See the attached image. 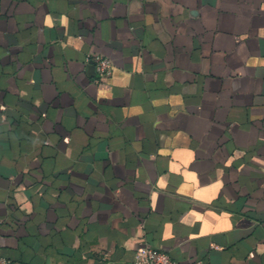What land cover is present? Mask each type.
<instances>
[{
  "label": "crops",
  "instance_id": "obj_1",
  "mask_svg": "<svg viewBox=\"0 0 264 264\" xmlns=\"http://www.w3.org/2000/svg\"><path fill=\"white\" fill-rule=\"evenodd\" d=\"M0 243L264 264V0H0Z\"/></svg>",
  "mask_w": 264,
  "mask_h": 264
},
{
  "label": "built area",
  "instance_id": "obj_2",
  "mask_svg": "<svg viewBox=\"0 0 264 264\" xmlns=\"http://www.w3.org/2000/svg\"><path fill=\"white\" fill-rule=\"evenodd\" d=\"M88 61H91L96 69V82L111 75L113 70L112 60L102 54H89ZM0 264H10V260L1 253L0 243ZM135 264H178L168 253L145 244L139 247L135 254ZM188 264H203L200 259Z\"/></svg>",
  "mask_w": 264,
  "mask_h": 264
}]
</instances>
